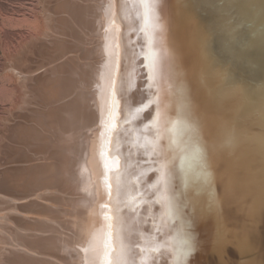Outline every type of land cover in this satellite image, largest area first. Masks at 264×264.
Returning a JSON list of instances; mask_svg holds the SVG:
<instances>
[{"label": "bare ground", "instance_id": "bare-ground-1", "mask_svg": "<svg viewBox=\"0 0 264 264\" xmlns=\"http://www.w3.org/2000/svg\"><path fill=\"white\" fill-rule=\"evenodd\" d=\"M39 5L14 263L264 264V0Z\"/></svg>", "mask_w": 264, "mask_h": 264}, {"label": "rangeland", "instance_id": "rangeland-1", "mask_svg": "<svg viewBox=\"0 0 264 264\" xmlns=\"http://www.w3.org/2000/svg\"><path fill=\"white\" fill-rule=\"evenodd\" d=\"M40 1L41 0H0V169L3 167V169L6 168L4 164L10 158L8 153L10 151H8L9 149L7 150L6 148H11V146L14 147V143L17 142V140L13 138L15 137L13 136V133L11 136V132L13 131L15 133V126H17L19 123L28 121L25 118V115L29 112L28 107H36V102L33 101V103H31L33 97L32 93H28V91H31L30 78L32 75H34V73H36L35 61L37 59V51L35 50L37 49L36 46L38 45L37 42L39 41V34L41 33V10H39ZM34 48L36 49L34 50ZM33 52L36 54L32 55ZM33 64L34 66L32 67ZM27 99L30 101L28 100V102ZM31 107L29 110L32 109ZM8 133L10 134L9 136L12 137V141L10 140L11 137L8 138ZM8 141H11L12 143H9L13 145H6ZM4 145L7 147H4ZM17 145L18 143H16V147H19V145ZM3 148L6 149L5 152ZM4 153H6V156ZM7 155L9 156L7 157ZM4 158L5 160L7 159L5 163L3 162ZM12 162H14L13 164H15V166L16 164H21L18 161L17 163L15 161ZM12 162L9 164L6 163L5 165L9 167L8 165H11ZM122 175L124 176V182L128 186L130 184L128 174L124 171ZM0 176H2L1 170ZM2 191L3 189L0 190V264H13L14 260L15 263H17V260L14 258L17 257L16 255H22L23 253L27 254V252L29 254L31 253L30 249H28L27 245L25 244L23 238L25 235L22 236V233L24 234L25 230H23V232L19 227L17 219L18 217L19 219L23 218L21 217L23 215L24 218H27L28 215L29 217L35 216L31 214L32 212L26 210V212H28L26 213L19 207L21 205V200L18 198L17 193L14 191H12L14 192L12 193L11 191L7 190H5L4 193ZM25 201L29 202V199H26ZM25 201L24 203L27 204ZM124 203L127 206L129 212H136L135 219L137 220L138 226L141 229L145 230L146 228L150 227L151 219L146 216L147 214L144 210L146 203H143V208L137 211L136 209H138L139 205L133 204V197L131 195H127L125 197ZM18 207L20 209H18ZM21 213L23 215L19 216ZM133 224L127 225V227L124 229L122 228V230H132ZM14 226L18 227L15 229ZM105 230H111V228ZM112 230L115 229L112 228ZM17 241L20 243H17ZM20 244H23V246H20ZM19 247H22V249ZM23 249L29 250L30 252ZM114 254L115 264H121L119 259L121 256L119 247L115 249ZM10 257L11 259L13 258L12 262Z\"/></svg>", "mask_w": 264, "mask_h": 264}]
</instances>
